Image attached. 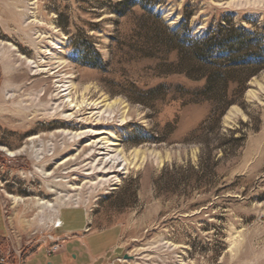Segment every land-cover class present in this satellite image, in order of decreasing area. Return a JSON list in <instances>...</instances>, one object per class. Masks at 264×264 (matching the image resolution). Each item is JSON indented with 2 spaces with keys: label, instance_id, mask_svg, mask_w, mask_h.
Returning a JSON list of instances; mask_svg holds the SVG:
<instances>
[{
  "label": "rangeland",
  "instance_id": "374dc122",
  "mask_svg": "<svg viewBox=\"0 0 264 264\" xmlns=\"http://www.w3.org/2000/svg\"><path fill=\"white\" fill-rule=\"evenodd\" d=\"M120 1L0 0V89L9 65L17 90L0 103L1 248L83 238L92 264H264V68L207 90L193 42L179 46L165 30L264 35V0ZM51 40L61 56L38 55L56 51ZM19 54L43 56L45 69ZM66 80L88 104L70 120L55 112L75 110L63 102Z\"/></svg>",
  "mask_w": 264,
  "mask_h": 264
},
{
  "label": "trees",
  "instance_id": "16d2710c",
  "mask_svg": "<svg viewBox=\"0 0 264 264\" xmlns=\"http://www.w3.org/2000/svg\"><path fill=\"white\" fill-rule=\"evenodd\" d=\"M128 1L122 0L118 5L123 6ZM155 3L156 0L153 1ZM119 14L123 15L121 11ZM156 16L159 18L158 14ZM165 30L168 36L171 35L170 39L176 40L179 46L193 42L192 49L200 54L196 68L201 72L200 76L206 77L207 90L235 70L244 75L243 83H246L252 75L264 68V35L247 27L229 25L212 33L209 31L199 40L190 38V31L178 36L167 27Z\"/></svg>",
  "mask_w": 264,
  "mask_h": 264
},
{
  "label": "bare ground",
  "instance_id": "6f19581e",
  "mask_svg": "<svg viewBox=\"0 0 264 264\" xmlns=\"http://www.w3.org/2000/svg\"><path fill=\"white\" fill-rule=\"evenodd\" d=\"M33 41V40H32ZM52 44H54L55 45V48L54 49H56V51L54 50H52V48L51 47H49V46H46L45 48H42V47H36L37 48V51H38V55H40L42 52H48V54H51L52 56H59L60 55V53L62 52V46L61 47H59V43H57V42H55L54 40H51L50 41ZM1 43H3V42H1ZM10 43V42H9ZM34 43H36V42H34ZM38 43V42H37ZM6 44V43H5ZM39 44V43H38ZM41 44V43H40ZM13 45V44H12ZM11 47V46H10ZM13 47H15V46H13ZM12 47V48H13ZM17 49V48H16ZM60 50V52L59 51H57V50ZM20 55V58L21 59H25L26 60V62H28L29 64H31V65H33L34 67H36V68H38V70H44L45 68H43L42 67V62L43 61H45L44 60V57L43 56H41L40 57V59H32V58H28V57H26V56H24L23 54H19ZM61 56V55H60ZM46 57V56H45ZM49 60V59H48ZM53 60V59H52ZM53 63V62H52ZM55 63V62H54ZM49 65V64H48ZM32 66V67H33ZM56 66H57V64H56ZM48 67V66H47ZM50 67V66H49ZM58 67V66H57ZM52 68V67H51ZM53 69V68H52ZM10 71H11V67L9 66V65H5V68H4V73L6 74V75H8V79L5 81V83H4V86L0 89V103H2L1 102V100L3 99V97L4 96H6V97H9V98H13V97H15V95H16V88H12V86L14 85L13 83H12V81H11V77H10ZM47 71H48V69H47ZM51 72V71H50ZM38 73V72H37ZM52 73V72H51ZM59 80V79H58ZM60 82V81H59ZM58 82V83H59ZM74 82V81H73ZM55 83V82H54ZM60 84V83H59ZM56 86V85H55ZM59 86V85H58ZM60 88L62 87V91H64L65 92V97H64V99H63V102H65L66 103V105L67 106H69V107H72V109H75L74 111H72V112H67L66 110H64L63 108L61 109V107L60 106H56V109H55V112H61V117L62 118H67V119H75V118H77V116H78V113H80L84 108H83V106L86 104V98H85V96H84V94L82 93V95H81V99H79L77 96L75 97L74 96V94H73V89L75 88V85L73 84V83H70L69 84V81H64L63 83H62V85H60L59 86ZM78 87V86H77ZM58 88V87H57ZM76 92V91H75ZM77 93V92H76ZM39 95V94H38ZM38 95H37V97H38ZM6 97H5V99H6ZM34 98H36V95L35 94H28V98L27 99H25V100H22V102L21 103H19V104H17V106L19 107V109L18 110H21V111H24V109L26 108V106H24L22 103H24V101H27V100H30V99H33L34 100ZM37 100V99H36ZM31 103V102H30ZM92 103V102H91ZM113 103H114V101H110V102H107L106 103V111H108L107 110V108H111V106L113 105ZM14 105V104H13ZM86 105H88V104H86ZM90 106V105H89ZM15 107V106H14ZM14 110V109H13ZM16 111V110H15ZM105 111V112H106ZM110 112V111H109ZM90 113V112H89ZM98 113H99V111H98ZM101 113V112H100ZM56 114V113H55ZM59 115V114H58ZM100 115V114H99ZM84 119V118H83ZM89 131H91V130H89ZM93 131V130H92ZM94 132V131H93ZM62 133L63 134H65L64 136H70L71 138H78V137H80L83 133H85V132H83V131H81V132H72V131H70V130H68V129H63L62 130ZM97 133V132H96ZM100 133V132H99ZM81 137H83V136H81ZM36 138H38V135H33L31 138H29V140L30 141H32V142H34L35 140H36ZM77 140V139H76ZM97 142L99 141V140H96ZM64 143V142H63ZM1 149L2 150H4L9 156H16L17 154H19L23 149H18V150H11V149H9V148H7V147H5V146H2L1 147ZM56 149V148H55ZM59 149V148H58ZM57 150V149H56ZM31 151V150H30ZM33 153V158L35 159V160H37V159H39L40 158V156L38 155V153L37 152H32ZM50 153V152H49ZM32 158V159H33ZM107 160H111V161H115V160H117L118 159V156H110V157H107L106 158ZM107 160H106V162H107ZM63 164V163H62ZM40 170H44V169H41V168H39ZM42 173V172H41ZM54 173V172H53ZM45 175H47V176H49V175H52V173L51 172H45L44 173ZM48 191H49V195L51 194H53V195H56L57 194V192L53 189V188H51V187H49L48 188ZM13 197V196H12ZM57 198H61L60 196H56ZM14 199H18V198H16V197H14ZM61 200H63V199H61ZM37 204H38V206H40L41 208H42V210L43 209H45V208H54V207H56V203H52V202H50V201H48V200H42V199H40V198H38V200H37Z\"/></svg>",
  "mask_w": 264,
  "mask_h": 264
},
{
  "label": "crops",
  "instance_id": "0c3cea01",
  "mask_svg": "<svg viewBox=\"0 0 264 264\" xmlns=\"http://www.w3.org/2000/svg\"><path fill=\"white\" fill-rule=\"evenodd\" d=\"M0 77H1V63H0ZM75 254L77 261L74 264H92L95 260L93 251L86 239L76 238L71 241H67L64 244L62 251L58 253L50 254L47 251V247L40 248L32 251L31 253H25L24 264H46L50 257H54L53 261L49 264H69L72 254Z\"/></svg>",
  "mask_w": 264,
  "mask_h": 264
},
{
  "label": "built area",
  "instance_id": "2783aa9c",
  "mask_svg": "<svg viewBox=\"0 0 264 264\" xmlns=\"http://www.w3.org/2000/svg\"><path fill=\"white\" fill-rule=\"evenodd\" d=\"M64 248L63 242H56L47 248L50 254L58 253ZM1 264H24L25 263V252L21 247L12 248L8 247L6 250H2L0 253Z\"/></svg>",
  "mask_w": 264,
  "mask_h": 264
},
{
  "label": "flooded vegetation",
  "instance_id": "af4514ba",
  "mask_svg": "<svg viewBox=\"0 0 264 264\" xmlns=\"http://www.w3.org/2000/svg\"><path fill=\"white\" fill-rule=\"evenodd\" d=\"M3 249L1 248V246H0V253H1V251H2ZM1 264V263H0Z\"/></svg>",
  "mask_w": 264,
  "mask_h": 264
},
{
  "label": "water",
  "instance_id": "95a60500",
  "mask_svg": "<svg viewBox=\"0 0 264 264\" xmlns=\"http://www.w3.org/2000/svg\"><path fill=\"white\" fill-rule=\"evenodd\" d=\"M125 257H127V255H125Z\"/></svg>",
  "mask_w": 264,
  "mask_h": 264
}]
</instances>
